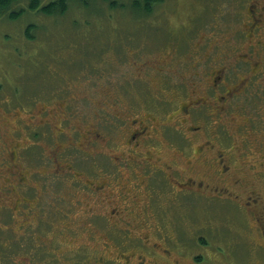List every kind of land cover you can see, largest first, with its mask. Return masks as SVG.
I'll return each mask as SVG.
<instances>
[{"label": "rangeland", "instance_id": "1", "mask_svg": "<svg viewBox=\"0 0 264 264\" xmlns=\"http://www.w3.org/2000/svg\"><path fill=\"white\" fill-rule=\"evenodd\" d=\"M252 1L158 0L149 13L144 0H80L61 15L27 9L0 19V264H121L129 249L116 245L142 232L134 200L120 189L140 187L125 179L116 185L114 165L107 193L91 188L102 184L107 158L119 154L135 110L154 111L148 106L163 92L169 135L179 137L169 163L182 176L175 168L168 192L158 184L164 211L148 228L152 240L167 245L177 264H264V33L248 34ZM157 62L169 67V89L148 69ZM219 68L225 85L207 92ZM227 89L229 97L216 98ZM199 96L207 103L180 114L181 103ZM190 125L202 130L186 141ZM89 130L110 138L107 155L101 144H86ZM223 164L225 184L245 178L240 193L206 188L223 183ZM189 176L204 187L178 185ZM252 192L261 195L257 203ZM119 209L120 219H106Z\"/></svg>", "mask_w": 264, "mask_h": 264}, {"label": "flooded vegetation", "instance_id": "2", "mask_svg": "<svg viewBox=\"0 0 264 264\" xmlns=\"http://www.w3.org/2000/svg\"><path fill=\"white\" fill-rule=\"evenodd\" d=\"M248 19H249V31L248 34L253 35L255 37L259 35H263L264 33V0H254L250 2L247 6ZM249 37V36H247ZM262 46V40H260ZM244 63H250L249 61L243 60ZM196 67V66H195ZM155 69L161 77L163 76L165 85L169 89V67L162 65L161 62H157L152 65H148V69ZM220 69V74L218 79H215L214 82L206 87L207 92H215L217 93L220 88L225 85L226 77L222 76V70ZM178 70H183L180 67ZM212 73H210V76ZM216 75V74H215ZM163 85V84H162ZM230 91V92H229ZM164 99H160L156 101V106L150 105L148 107L152 108L154 111L143 112V107L137 108L136 114H138L135 118L128 122V125L123 129L125 133L124 141L122 143V147L120 148L118 155H112V158H107V166L105 175L102 184L96 187L91 188L94 191L101 192L102 194L107 193V185L110 184V166L117 165L118 169L116 172V176L114 177L116 185H123L125 181L133 182L135 187H140L137 190H131L126 193L120 189L122 194V198H125V195H129L132 200L135 202V207L131 209L133 212L134 219L136 220L138 230L142 232L141 235L134 236L132 233H127L122 236L125 239V243L120 249H129L124 254V260H120L121 264L128 263L134 264L132 260V256H136V264H166L169 263V260L173 254V252L169 249L167 245H163L162 243L156 242L152 240L151 235L154 233L153 231H149L148 228L150 226L158 227L155 223L152 225V221L160 216L162 213V208L158 206L159 194L157 192L158 184H162L161 188H165L168 192L169 189V178L171 181V177L174 175V171L176 168L177 173L182 176V171L178 166L175 168L169 163V145L172 146L171 141L175 142V136L179 139V137L175 134L169 135V93L163 92ZM231 94V89H227L225 93L217 95L220 101L222 99H226ZM215 102V101H214ZM207 103L206 98L203 96L193 97L189 102H183L179 106L180 114L183 115H193V111L200 108L203 104ZM44 108L43 113H45L46 107L40 106ZM108 118L103 115L101 120L104 122ZM184 119H189L186 117ZM183 119V122H184ZM64 120H67L65 118ZM189 120L192 123H195V118H190ZM100 121V120H99ZM100 121L101 123H103ZM110 121V119H109ZM177 121H181V119H177ZM117 122V121H116ZM114 124V123H113ZM202 126H193L190 125L186 128V132L188 136L183 135L182 138L186 141H190L192 136H195L198 132H201ZM177 133V132H176ZM110 138L103 136L98 131L89 130L86 136V144L87 145H100V153L102 155H107L104 151V147L108 145ZM164 144H166L167 148H164ZM121 144L116 143V147L118 148ZM180 147V146H179ZM80 151H84L82 148H76ZM122 152V153H121ZM10 157L13 162L17 160L18 153L16 150L10 152ZM31 156H29L30 158ZM41 157V156H40ZM110 157V156H109ZM43 158H40V160ZM53 163L55 161L52 160ZM220 162V161H219ZM125 164L134 172L124 173L123 170L126 169ZM62 165V164H59ZM223 170L217 171L219 174L218 177L221 181H225L226 175L225 173H229L228 166L223 164ZM135 169H137L135 171ZM62 170V169H61ZM114 170V171H115ZM65 172L64 170L60 171L62 174ZM21 180L29 181L28 178L24 177L22 174ZM31 175H34L31 173ZM45 175V174H44ZM28 179V180H27ZM180 180V179H177ZM26 181L24 185H26ZM198 182V184L204 187L205 183L203 181H196L195 178L189 176L186 181H179L178 185L185 187H193L194 183ZM173 183V182H172ZM176 183V182H175ZM174 184V183H173ZM177 184V183H176ZM245 184V178L243 176H235L233 175L231 179V184L228 183H219V184H206V188H210L211 186H215L214 191L217 192H234L240 193ZM91 185H94L91 183ZM28 193L31 192L33 186H29ZM132 188V187H130ZM212 189V188H210ZM245 190V189H244ZM246 192H248L246 190ZM167 194V193H166ZM253 196H249V200L254 203L258 202V199L261 195H257L258 193L252 192ZM144 196V198H142ZM27 203V202H26ZM120 210V211H119ZM114 214L106 216V219L109 221L110 218L120 219L124 214L123 209H119ZM164 211V210H163ZM113 212V211H112ZM125 215V214H124ZM149 223V224H148ZM29 224V223H28ZM28 224L26 227H28ZM142 228V229H141ZM163 243H166V236L163 235ZM120 245V243H118ZM121 252V251H119ZM199 261H204L205 258L200 256L198 258ZM207 261L209 259H206ZM173 263H178V260H170ZM109 262V261H108ZM108 264V263H107ZM119 264V263H118Z\"/></svg>", "mask_w": 264, "mask_h": 264}, {"label": "trees", "instance_id": "3", "mask_svg": "<svg viewBox=\"0 0 264 264\" xmlns=\"http://www.w3.org/2000/svg\"><path fill=\"white\" fill-rule=\"evenodd\" d=\"M78 1L80 0H52L42 6V0H0V19L5 17L14 20L27 9L42 11L46 15H61L66 13L69 5ZM106 1L109 2V0ZM156 1L158 0H144V11L150 13Z\"/></svg>", "mask_w": 264, "mask_h": 264}]
</instances>
